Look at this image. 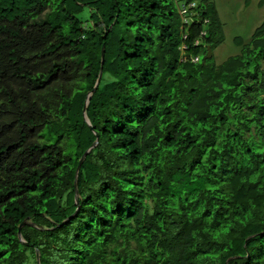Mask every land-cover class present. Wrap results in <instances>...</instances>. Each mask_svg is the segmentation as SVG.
<instances>
[{
    "label": "trees",
    "instance_id": "obj_1",
    "mask_svg": "<svg viewBox=\"0 0 264 264\" xmlns=\"http://www.w3.org/2000/svg\"><path fill=\"white\" fill-rule=\"evenodd\" d=\"M224 41L214 0H0V264H264V24Z\"/></svg>",
    "mask_w": 264,
    "mask_h": 264
},
{
    "label": "rangeland",
    "instance_id": "obj_2",
    "mask_svg": "<svg viewBox=\"0 0 264 264\" xmlns=\"http://www.w3.org/2000/svg\"><path fill=\"white\" fill-rule=\"evenodd\" d=\"M214 3L223 26L225 39L214 52V61L221 64L227 58L241 53L242 47L237 45L236 38L243 40L245 45H249L254 40L256 31L264 24V6L260 7V0H250L248 5L246 0H214ZM87 15L86 9L80 13L81 17Z\"/></svg>",
    "mask_w": 264,
    "mask_h": 264
},
{
    "label": "water",
    "instance_id": "obj_3",
    "mask_svg": "<svg viewBox=\"0 0 264 264\" xmlns=\"http://www.w3.org/2000/svg\"><path fill=\"white\" fill-rule=\"evenodd\" d=\"M212 55V51H211V49H209V57ZM101 56H102V66H103V64H104V56H105V45H103V47H102V54H101ZM102 75H103V70L101 69V71H100V74H99V78H98V80H97V83H96V86H95V89L93 90V92H95L96 91V89L98 88V86H99V84H100V82H101V79H102ZM90 98V97H89ZM89 98H88V100H89ZM88 100H87V102H86V106H85V108H84V110H86V107H87V104H88ZM87 153H88V151L83 155V157L81 158V160H80V162H79V165H78V167H77V173L79 172V170H80V168H81V165H82V163H83V161H84V159L86 158V156H87ZM74 186H75V190H76V195H75V197H76V204L78 205V209L76 210V212H75V214H77V212H78V210H79V204H80V201H79V195H78V191H77V187H78V182H77V178L75 179V184H74ZM75 214L74 215H72L71 217H69L65 222H63L61 225H64V224H66L67 222H69V221H71V219H73V217L75 216ZM26 224H28L27 222H23L21 225H20V227H19V238H20V240H21V242L22 243H25V242H23V240H22V235H21V230H22V228L26 225ZM26 245H28V243H25ZM36 260H37V264H40V252L39 251H37V254H36Z\"/></svg>",
    "mask_w": 264,
    "mask_h": 264
},
{
    "label": "built area",
    "instance_id": "obj_4",
    "mask_svg": "<svg viewBox=\"0 0 264 264\" xmlns=\"http://www.w3.org/2000/svg\"><path fill=\"white\" fill-rule=\"evenodd\" d=\"M195 7V4L194 3H192V4H190L189 6H182V8L180 9V13H181V15L183 16V17H186L187 15H188V10L191 8H194ZM205 33H203V35H204ZM195 62H197L198 61V59L196 58L195 60H194Z\"/></svg>",
    "mask_w": 264,
    "mask_h": 264
}]
</instances>
